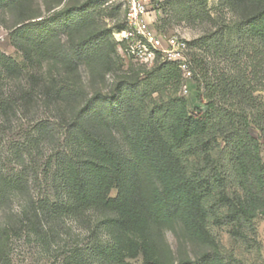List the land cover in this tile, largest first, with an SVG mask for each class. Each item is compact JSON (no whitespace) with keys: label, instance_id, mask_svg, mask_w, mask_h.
<instances>
[{"label":"trees","instance_id":"1","mask_svg":"<svg viewBox=\"0 0 264 264\" xmlns=\"http://www.w3.org/2000/svg\"><path fill=\"white\" fill-rule=\"evenodd\" d=\"M34 1L0 0L22 55L0 49V264H242L212 225L241 235L264 218V0H163L201 33L181 58L129 70L126 21L105 22L121 3ZM19 241L43 259H16Z\"/></svg>","mask_w":264,"mask_h":264},{"label":"rangeland","instance_id":"2","mask_svg":"<svg viewBox=\"0 0 264 264\" xmlns=\"http://www.w3.org/2000/svg\"><path fill=\"white\" fill-rule=\"evenodd\" d=\"M45 2V0H35L33 4V9L35 10V12L46 14ZM115 2L117 4H122L123 14L120 18H106L105 22H107L108 26H115L121 21H126L125 11H127L128 9V1L115 0ZM159 2H161L160 5ZM217 3L218 0H209L210 7H214ZM66 4L67 1L63 2L60 8L64 7ZM161 4H163V0H148L146 2L147 14L144 23L147 25V27L154 30V32L162 38L164 50L163 52H161V54L163 57H167L169 52H171V50L173 51V49L174 51L178 52V45L181 44L184 40H189L198 36L201 33L202 27L191 25L186 21H177L176 18L172 17V12L168 14H165L163 12V7H165L166 5L163 6ZM167 8L169 7L167 6ZM166 19H170L171 23L167 27L166 31L162 32L157 28V26L162 24ZM13 20L14 18L11 14L0 11V49L5 53L15 57L19 61H22V55L20 51L13 45L11 41V30L7 29L5 26V22L8 24H12ZM172 39H174L175 41V47H172V45L168 43ZM123 56L124 58H126V60L124 61V70H129L132 67L141 69V65L149 67L148 65L141 64L139 62H137V65L135 66L134 62L136 61H134L127 55ZM162 56L161 59H163ZM130 61H133V64H131ZM120 74H122V72ZM116 78L117 75L109 74L107 76L106 83H102L101 85H99V89L105 94H110L113 88V82L116 80ZM184 78L185 80L179 95L186 98L189 107L193 109L200 106V103L197 99L196 84L187 72L184 73ZM83 79L88 91L92 93L94 89L90 84L89 74L85 67H83ZM251 131L254 135L259 134V131L255 126L251 128ZM117 192L118 189L114 190L113 195H116ZM70 225L75 234L80 233L81 228L79 225H76L74 223H70ZM212 231L220 242L221 250L227 257V259L241 261L242 264H264V218L256 220L255 228H245L242 231L243 234L241 235L238 233H233L231 231V227L228 225L213 224ZM166 237L173 250L176 251L178 246L176 237L171 232H167ZM196 250L199 251V249ZM14 256L16 259L24 260L27 263H36L40 258L43 259L37 246L30 245L24 241L17 242L14 249ZM139 259L141 260L142 257L140 256ZM43 261L44 260H41L40 263Z\"/></svg>","mask_w":264,"mask_h":264},{"label":"built area","instance_id":"3","mask_svg":"<svg viewBox=\"0 0 264 264\" xmlns=\"http://www.w3.org/2000/svg\"><path fill=\"white\" fill-rule=\"evenodd\" d=\"M128 9L126 11L127 28L123 31H115L114 36L117 41L125 42V48H121L123 55H127L134 61L141 64L151 66L157 59L158 54L163 52V41L154 30L147 27L144 23L147 14L146 2L148 0H127ZM172 47H175L174 39L168 42ZM183 42L178 45L179 51L171 50L167 57L161 56L163 59L176 60L181 58V46ZM183 68L189 75L191 73Z\"/></svg>","mask_w":264,"mask_h":264}]
</instances>
